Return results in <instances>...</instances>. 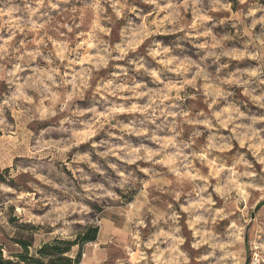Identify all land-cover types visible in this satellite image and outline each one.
Returning <instances> with one entry per match:
<instances>
[{
	"label": "rangeland",
	"instance_id": "1",
	"mask_svg": "<svg viewBox=\"0 0 264 264\" xmlns=\"http://www.w3.org/2000/svg\"><path fill=\"white\" fill-rule=\"evenodd\" d=\"M88 225L80 264H264V0H0L4 256Z\"/></svg>",
	"mask_w": 264,
	"mask_h": 264
},
{
	"label": "trees",
	"instance_id": "2",
	"mask_svg": "<svg viewBox=\"0 0 264 264\" xmlns=\"http://www.w3.org/2000/svg\"><path fill=\"white\" fill-rule=\"evenodd\" d=\"M98 233V226L88 225L70 238L57 237L50 242L41 243L36 248L33 245V236L10 237L7 241L17 246L18 250L9 252L5 257L6 244L0 243V264H80L81 248L95 243Z\"/></svg>",
	"mask_w": 264,
	"mask_h": 264
}]
</instances>
